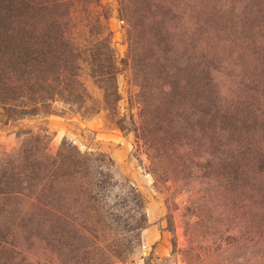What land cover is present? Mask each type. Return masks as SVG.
<instances>
[{
    "label": "rangeland",
    "instance_id": "obj_1",
    "mask_svg": "<svg viewBox=\"0 0 264 264\" xmlns=\"http://www.w3.org/2000/svg\"><path fill=\"white\" fill-rule=\"evenodd\" d=\"M0 264H264V0H0Z\"/></svg>",
    "mask_w": 264,
    "mask_h": 264
}]
</instances>
